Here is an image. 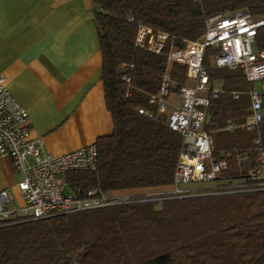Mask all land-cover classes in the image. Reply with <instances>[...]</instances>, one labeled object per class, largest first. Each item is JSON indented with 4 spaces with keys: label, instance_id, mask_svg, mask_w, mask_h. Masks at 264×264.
Instances as JSON below:
<instances>
[{
    "label": "trees",
    "instance_id": "16d2710c",
    "mask_svg": "<svg viewBox=\"0 0 264 264\" xmlns=\"http://www.w3.org/2000/svg\"><path fill=\"white\" fill-rule=\"evenodd\" d=\"M93 3L106 105L114 127L97 142V171L73 170L69 179L74 185L100 186L109 194L164 185L171 189L135 195L113 206L0 226V264H264V190L221 192L226 189L209 187L182 197L171 194L182 137L149 103L159 92L168 65L166 52H150L134 40L141 22L169 33L165 51L171 43L181 48L201 36L214 13L248 8L254 17H264V0ZM255 48L264 49V25ZM205 65L212 83L220 82L224 91L210 99L204 128L213 135L215 155L228 159L222 178L240 177L253 161L254 139L261 137L264 145V122L257 130L225 127L230 121L245 122L254 86L241 69ZM170 73L175 91L188 81L183 64L171 63ZM232 91L240 95L235 99ZM140 107L154 117L139 112ZM244 152L250 158L239 164L237 153Z\"/></svg>",
    "mask_w": 264,
    "mask_h": 264
},
{
    "label": "built area",
    "instance_id": "2783aa9c",
    "mask_svg": "<svg viewBox=\"0 0 264 264\" xmlns=\"http://www.w3.org/2000/svg\"><path fill=\"white\" fill-rule=\"evenodd\" d=\"M129 20L134 18L129 17ZM262 25L264 17H254L248 8L214 13L207 18L200 37L188 40L181 48L171 43L165 51L170 41L169 33L137 23L136 46L156 54L166 52L167 68L160 76L159 92L150 96L149 103L156 106L158 114L166 115L168 128L182 137L170 191L173 196H187L197 191L182 186L190 182L214 181L212 188L226 189L221 192L264 190V145L261 137L254 139V158L246 174L237 179L220 181L222 172L229 167L228 159L215 155L213 135L204 128L209 118L210 99L224 91L222 85L212 83L210 79L204 63L207 50L215 54L214 66L234 71L241 69L247 81L252 83L264 81V49L253 48ZM174 62L186 66V76L190 81L180 86L179 103L169 100L174 93L170 73V65ZM232 95L236 99L240 92L232 91ZM249 95L251 113L245 122L236 125L230 121L226 129L241 126L257 130L264 122V87L263 92L252 88ZM138 111L154 117L150 109L140 107ZM28 120V112L13 96L6 77L0 75V154L10 156L16 172L21 174L16 184L21 201L17 200L11 187L0 191V226L130 201V196L109 194L100 186L85 187L71 183L69 173L73 170L97 171V143L53 155L43 149L40 140L31 139ZM30 157H33L32 162L28 159ZM249 158V152L237 153L239 164Z\"/></svg>",
    "mask_w": 264,
    "mask_h": 264
},
{
    "label": "crops",
    "instance_id": "0c3cea01",
    "mask_svg": "<svg viewBox=\"0 0 264 264\" xmlns=\"http://www.w3.org/2000/svg\"><path fill=\"white\" fill-rule=\"evenodd\" d=\"M93 15V0H0V75L28 112L31 139L53 155L97 143L113 132ZM10 158L0 154V191L11 187L21 201L16 185L21 174ZM170 189L115 193L132 197Z\"/></svg>",
    "mask_w": 264,
    "mask_h": 264
},
{
    "label": "rangeland",
    "instance_id": "374dc122",
    "mask_svg": "<svg viewBox=\"0 0 264 264\" xmlns=\"http://www.w3.org/2000/svg\"><path fill=\"white\" fill-rule=\"evenodd\" d=\"M253 48H255V47H253ZM205 61H206L205 63H207L208 65L214 66L215 54L213 53V51L208 49V53H207ZM214 82L216 84L220 85V86L222 85L220 82H218L216 80ZM263 82L264 81H261V82L260 81H255V82H253L252 86H254L253 88H255L258 92H263V89H262V86H261ZM186 83H190V81H187ZM172 91L174 93L171 94V97H169V100H173V102L179 103V101H180V97L178 96L179 90L175 91V90L172 89ZM263 101H264V97H263ZM232 179H237V177H232V178H228V179L227 178L226 179L222 178V179H220V181H227V180H232ZM214 184H215L214 181H211V182L210 181H207V182H190L189 184L182 185V186L188 187V188L190 187V188L198 190V189L209 188V187L213 186Z\"/></svg>",
    "mask_w": 264,
    "mask_h": 264
}]
</instances>
